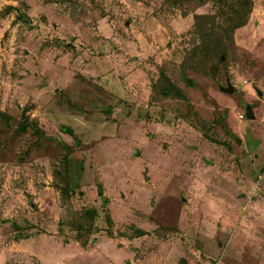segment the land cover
Here are the masks:
<instances>
[{
  "label": "rangeland",
  "instance_id": "obj_1",
  "mask_svg": "<svg viewBox=\"0 0 264 264\" xmlns=\"http://www.w3.org/2000/svg\"><path fill=\"white\" fill-rule=\"evenodd\" d=\"M253 1L225 64L190 67L194 16L216 14L213 0H0L19 9L0 14L11 119L0 120V264H259L264 0ZM25 109L52 140L18 132ZM49 110L90 111L81 121L109 130L76 120L77 149Z\"/></svg>",
  "mask_w": 264,
  "mask_h": 264
},
{
  "label": "trees",
  "instance_id": "obj_2",
  "mask_svg": "<svg viewBox=\"0 0 264 264\" xmlns=\"http://www.w3.org/2000/svg\"><path fill=\"white\" fill-rule=\"evenodd\" d=\"M183 1L186 0H172V4L175 7H180ZM190 1V0H187ZM217 12L214 15H195L194 16V29L191 32L194 35V42L196 43L192 49L188 52V57L186 60L190 64V67L195 66L197 64V60L199 57L203 60V58L208 59L207 63L218 60L220 64H225L223 55L227 51V49L234 45V35L235 32L245 26L248 25L250 16L254 10V1L253 0H213ZM16 11L19 12L18 8L15 7H7L5 11L0 14H10L11 12ZM21 18V15L18 16ZM22 19V18H21ZM26 21H29L27 18ZM194 71L196 67H193ZM211 71L216 74V69L213 67ZM169 90L167 89L165 92L169 94ZM77 109V108H75ZM29 109H25L23 120L18 127V132L20 134H26L29 130L33 132L34 135L40 136L42 139H48V137L44 130H42L39 126V123L36 120H33L27 115V111ZM79 110V109H77ZM49 115L52 117L53 122H58L60 124V131L72 137L75 141V145L77 149L80 148L81 143L79 139L76 137V130L72 127V124L75 122L78 126V130L82 131V124L85 128L91 127L94 131V134L99 135L104 131H108V127L106 124H100L97 122V118H93L91 121H84L85 117L83 116H91L92 112L82 110V115H72L69 112H53L51 110L48 111ZM0 120L10 124L11 119L5 113L0 110ZM76 120H80L82 122L81 125ZM108 123V122H104ZM52 140V138H51ZM63 147H65L68 151L72 150L71 146L66 143H63ZM69 157V158H68ZM69 160V168L75 173H77V163L76 157L73 152L68 154ZM66 158V159H67ZM68 169V168H67ZM68 177H70L68 174ZM68 185L65 186V189H61L63 194L69 193L73 191L74 188L70 185V181L68 180ZM102 203L104 206L108 204L107 199L103 198ZM98 216L96 210H84L81 213L82 218H87L89 221L94 222L96 217ZM143 235V232H140Z\"/></svg>",
  "mask_w": 264,
  "mask_h": 264
},
{
  "label": "crops",
  "instance_id": "obj_3",
  "mask_svg": "<svg viewBox=\"0 0 264 264\" xmlns=\"http://www.w3.org/2000/svg\"><path fill=\"white\" fill-rule=\"evenodd\" d=\"M256 11H257V6H256V4H255V6H254V10H253V12H252V14H251V19H250V22H252L253 21V16H254V13H256ZM256 26H257V24H255ZM247 27L248 26H245V27H243L242 28V30L243 29H247ZM261 27V25L259 24L258 25V29ZM264 136V135H263ZM261 147H264V146H260V150H261ZM256 152V154H258L257 152H258V150H256L255 151ZM262 153V152H261ZM255 154V157L256 156H258V155H256ZM259 159V157L258 158H256V160L255 161H257ZM262 185H264V184H262ZM260 216H262V215H260ZM263 217H264V215H263ZM261 226V225H260ZM259 225H255V227H256V229H257V231H258V233H257V237H255V244L257 245L256 247L259 249V251H260V259H259V264H261V262L262 261H264V231H263V228L262 227H260Z\"/></svg>",
  "mask_w": 264,
  "mask_h": 264
},
{
  "label": "water",
  "instance_id": "obj_4",
  "mask_svg": "<svg viewBox=\"0 0 264 264\" xmlns=\"http://www.w3.org/2000/svg\"><path fill=\"white\" fill-rule=\"evenodd\" d=\"M222 90L226 93H232L234 91V89L230 83H228V87L226 89H222ZM247 118L251 119V120L255 119L254 113H253L252 109H250V108L247 111Z\"/></svg>",
  "mask_w": 264,
  "mask_h": 264
},
{
  "label": "built area",
  "instance_id": "obj_5",
  "mask_svg": "<svg viewBox=\"0 0 264 264\" xmlns=\"http://www.w3.org/2000/svg\"><path fill=\"white\" fill-rule=\"evenodd\" d=\"M244 117H245L244 115H240V119H241V120H243V119H244Z\"/></svg>",
  "mask_w": 264,
  "mask_h": 264
}]
</instances>
